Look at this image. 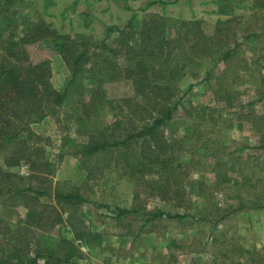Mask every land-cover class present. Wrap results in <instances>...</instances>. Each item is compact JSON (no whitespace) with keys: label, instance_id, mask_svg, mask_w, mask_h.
<instances>
[{"label":"rangeland","instance_id":"1","mask_svg":"<svg viewBox=\"0 0 264 264\" xmlns=\"http://www.w3.org/2000/svg\"><path fill=\"white\" fill-rule=\"evenodd\" d=\"M149 1H16V17L24 22L18 34L27 38L35 29L25 48L33 62L49 61L57 90L70 80L71 70L55 46L57 36L43 31L50 23L100 53L103 40L120 47L114 41L119 33L107 37V28L124 27L135 13L138 28L155 15L171 26L199 20L206 38L213 36L206 47L214 54L202 61L188 41L185 51L176 49L169 62L187 63L193 75L181 71L172 84L179 87L178 96L189 85L194 88L153 142L167 165L151 164L144 153L150 147L140 140L127 151L129 162L141 165L137 168L125 166L124 151L89 158L78 153L89 134L103 133L110 140L126 131L124 123L115 122V101L136 93L124 75L134 50L123 46L117 54H95L97 60L108 55L117 62L116 78L104 84L115 107L105 103L80 133L73 112L83 108L72 96L30 126L39 136L34 144L23 137L20 144L0 147V166L12 173L2 183L12 190V184L33 188L18 199L0 195V258L18 248L25 257L40 252L44 257L38 264H264V146L259 147L264 145V0H163L144 10ZM227 51L231 55L224 59ZM17 65L22 70L26 63ZM206 65L212 68L209 75ZM84 80L88 101L95 85ZM22 144L31 145L22 155L31 159L22 157L8 167L5 160ZM57 192L77 193L84 200L60 202ZM119 208L132 212L119 215ZM160 211L177 216L156 215Z\"/></svg>","mask_w":264,"mask_h":264},{"label":"trees","instance_id":"2","mask_svg":"<svg viewBox=\"0 0 264 264\" xmlns=\"http://www.w3.org/2000/svg\"><path fill=\"white\" fill-rule=\"evenodd\" d=\"M16 1L0 0V147L20 144L23 137L27 143L34 144L36 140H39V136L31 131L30 126L42 122L48 115L56 112L58 107L60 108L70 100L72 96L74 101L76 98L79 100L83 108V111L79 112L78 108L75 107L73 112L80 133H82V129L83 131L87 129L91 121H96L94 114L105 103L115 107L113 104L115 100L107 96L104 84L116 78L117 62L109 60L108 55L101 61L93 58V56L95 54L102 55L105 51H113L117 54V51L120 52L123 46H127L134 50L135 54L128 56L125 60L127 68L124 69V75L131 79L136 93L133 96L119 98L115 101L119 105L117 112L119 118L115 122L124 123L126 131L118 138L110 140L105 138L103 133H98L96 136L89 134L88 140L80 147L78 153H81L84 158H89L114 151L112 149L124 151L123 157L128 156L124 163L125 166L131 165V167L137 168L141 165L131 164L129 162L131 156L127 151L140 140H143L142 143L150 147V152H144L145 158H151V164L159 160L161 164L167 165V160L159 158V154L156 153L157 147L153 142L158 130L162 126L170 125L180 107H184L183 98L194 88V85L191 84L182 96H178L180 89L172 84L171 78L180 74L181 71L184 74L193 75V69L187 63L173 65L169 61L173 60V54L177 48L185 51L184 41H188L190 45L188 48L196 58L206 62L208 57L213 56L214 52L206 47V44H211L214 41L213 36L206 38L201 21L182 20L171 26L167 18L155 15V18L151 17L150 20H145L142 27L138 28L135 24L137 20L135 13L124 27L112 25L107 28V37H111L112 33H119L114 41L118 42L120 47H112L103 40L97 46L100 53L91 52L84 43L80 44L61 33L53 23L48 24L47 29L40 26L46 34L52 33L57 36L55 46L71 70L70 80L62 90H57L50 80L49 61L33 62L25 48L31 40L29 35L35 29L28 31L25 35L27 38L18 34V30L24 22H20V19L16 17L17 9L14 8ZM160 3L165 4L163 0L149 1L144 10ZM36 40L38 37H32V42ZM80 45H83V48H80ZM230 53L231 51H227L223 58L228 59ZM19 62L26 63L23 71L17 67ZM87 64H90L89 67H86ZM205 67L206 73L211 74L212 68L209 65ZM153 70H155L154 73ZM184 74H181L180 77H183ZM155 76L160 78L162 82L156 81ZM84 79H90L89 83L95 85L90 89L91 96L88 101L84 100V90L88 87ZM199 108L201 107L189 106L187 109L194 111ZM108 128L105 126L103 131H107ZM30 144L28 146L22 144L23 149L21 151H16L11 158H7L5 160L7 166L18 164L22 157L30 160V156H22L25 151L31 148ZM263 146L261 144L259 147ZM10 175H12L11 172L0 166L1 196L11 194L14 195L15 199H18L33 190L29 186L15 189L14 184H12L14 188L12 190L10 186L2 183L11 178ZM55 196L60 199V202L65 203H80L84 200L83 196L72 192H57ZM118 211L119 215L132 212L127 208H119ZM156 215L177 216V214L172 215L161 211ZM39 253L37 252L36 257H25L16 248L14 253L1 257L0 264H38L37 259L44 257ZM50 255L52 254L48 256ZM69 259L70 256L66 261L70 262Z\"/></svg>","mask_w":264,"mask_h":264}]
</instances>
